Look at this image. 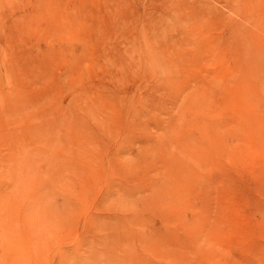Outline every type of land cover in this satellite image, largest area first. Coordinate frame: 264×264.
Segmentation results:
<instances>
[{
  "label": "rangeland",
  "instance_id": "374dc122",
  "mask_svg": "<svg viewBox=\"0 0 264 264\" xmlns=\"http://www.w3.org/2000/svg\"><path fill=\"white\" fill-rule=\"evenodd\" d=\"M0 264H264V0H0Z\"/></svg>",
  "mask_w": 264,
  "mask_h": 264
}]
</instances>
